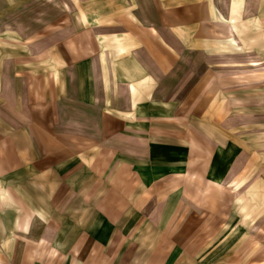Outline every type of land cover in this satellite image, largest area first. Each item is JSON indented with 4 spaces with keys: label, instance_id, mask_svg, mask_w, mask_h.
<instances>
[{
    "label": "crops",
    "instance_id": "0c3cea01",
    "mask_svg": "<svg viewBox=\"0 0 264 264\" xmlns=\"http://www.w3.org/2000/svg\"><path fill=\"white\" fill-rule=\"evenodd\" d=\"M0 264H264V0H0Z\"/></svg>",
    "mask_w": 264,
    "mask_h": 264
},
{
    "label": "rangeland",
    "instance_id": "374dc122",
    "mask_svg": "<svg viewBox=\"0 0 264 264\" xmlns=\"http://www.w3.org/2000/svg\"><path fill=\"white\" fill-rule=\"evenodd\" d=\"M259 61L260 60H256L254 56L251 57L250 54L247 53V55L244 56L242 62L238 63L239 64L238 67L243 66L245 70H249V66L256 65L257 62L260 63Z\"/></svg>",
    "mask_w": 264,
    "mask_h": 264
}]
</instances>
